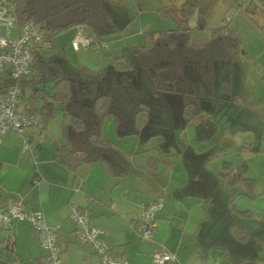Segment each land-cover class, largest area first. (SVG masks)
Wrapping results in <instances>:
<instances>
[{
  "label": "rangeland",
  "instance_id": "374dc122",
  "mask_svg": "<svg viewBox=\"0 0 264 264\" xmlns=\"http://www.w3.org/2000/svg\"><path fill=\"white\" fill-rule=\"evenodd\" d=\"M183 1L109 0L112 20L118 30L106 35H97L106 42L105 48L74 50L70 41L76 28H72L57 34L56 48H48L44 52L55 56L57 50H62L61 68L63 73L69 75L75 74L79 66L90 69L102 68L108 75L115 59L122 58L129 61L136 68V84L143 89L145 98L151 105L149 122L137 135L119 134L114 119L106 118L101 132L129 164V171L122 179L126 181L130 193H136L135 188L139 187L149 194L155 192L160 193L161 196L165 193L174 194L178 186L183 184L186 193H205L199 182L204 183L214 194L204 206L208 216L204 218L201 229L208 232L207 238L215 242L221 240L223 247L233 258H248L250 261L258 260L257 262L264 264V250L253 256L252 247L258 245L260 239L255 229L252 230V225H249L251 229L247 230L249 236L245 240L234 237L237 228L242 229L243 226L240 224V217L236 214L232 200L237 196V190L242 189L243 186L241 184L232 186L219 175L224 160L233 164L239 163L241 159L246 160L250 166L249 176H254L264 165V156L255 157V151L259 148L264 150V135L258 121L260 117L243 103L229 101L232 94H240L243 102L247 99L248 95L243 90L246 78L247 81L250 80L247 77V69L240 71L233 66L234 64L217 61L211 98L201 99L202 112L211 114L215 118L217 128L211 138L198 141L192 123L183 124L180 116L168 108L163 96L149 97L152 84L132 54V47L143 45L149 34L156 35L160 31L174 30L176 25L172 18L161 16L158 9L162 5L179 7ZM204 23L205 26L202 28L197 14L190 15L187 20L189 43L207 42L211 39V28L226 25L240 40L243 50L248 53L254 47L252 45L258 43L261 36H264L262 31L264 28L261 27L264 24V2L258 1L255 8H241L240 11L235 12L234 7H231L227 0H215L205 16ZM17 25L18 23L15 22L11 28V37L16 36ZM0 32L3 34V27ZM82 33L89 36L88 31L83 27ZM185 74L192 81L199 79L197 70L193 67H187ZM3 80H6V77L0 73V90L5 83ZM52 83V80H36L24 86L20 108L30 107L33 111L42 112L44 94L50 93ZM35 89H42L45 93L41 90L33 92ZM69 122L70 117L56 106L50 114L44 116L40 125L29 129L38 135L41 145V152L36 154L35 161L27 158L33 172H37L34 167L39 169L43 166L46 174L51 175L50 169L58 167L52 162V157L57 146L62 143V128L68 126ZM19 147L21 155L25 158L21 142ZM150 157L158 160L156 169H153L155 163L149 161ZM257 159H261L260 165ZM90 165H81L78 173L85 171L91 167ZM100 165L115 175L126 173L107 158L96 164L98 167ZM38 178L34 184L42 181L45 196L49 197V192H52V183L49 180L52 177ZM260 236L264 238V235ZM3 254H0V264L20 263L10 252L7 256ZM24 264L30 262L25 261ZM246 264L253 263L247 261Z\"/></svg>",
  "mask_w": 264,
  "mask_h": 264
},
{
  "label": "trees",
  "instance_id": "16d2710c",
  "mask_svg": "<svg viewBox=\"0 0 264 264\" xmlns=\"http://www.w3.org/2000/svg\"><path fill=\"white\" fill-rule=\"evenodd\" d=\"M214 1L184 0L174 8L162 5L158 12L172 18L176 25L174 30L149 34L143 45L132 47L133 57L152 84L149 97L163 96L168 108L180 116L183 124L192 123L198 141L211 138L217 128L215 118L201 110V99L211 98L216 62L246 56L240 40L226 25L211 28V39L207 42L189 43L188 18L197 14L203 28ZM13 4L18 25L26 22L39 25L49 48H56L55 37L68 29L83 27L91 39L99 42L102 40L97 35L118 30L112 20L109 0H14ZM62 54V50H57L55 56L47 55L36 45L31 74L20 83L24 88L32 81L52 80L50 93L44 94L43 111L38 113L44 120L57 106L70 117L69 125L63 126L61 131L62 143L56 149V163L74 172L83 164L107 158L122 172L128 171V162L102 136L101 128L106 118H113L119 134L137 135L148 124L151 105L143 89L136 84V68L126 59L117 58L108 75L102 68L85 66H79L75 74L69 75L62 71ZM187 67L197 70V81L186 76ZM40 90L45 93L42 89L33 92ZM237 100V95L232 94L229 101ZM27 110L33 111L30 107ZM150 158L149 161L158 163L157 159ZM245 171L243 163L231 167L223 162L220 177L231 184L242 183L250 193L254 182L245 177ZM234 237L245 240L247 233L237 228ZM243 263L244 260L231 259V264Z\"/></svg>",
  "mask_w": 264,
  "mask_h": 264
},
{
  "label": "crops",
  "instance_id": "0c3cea01",
  "mask_svg": "<svg viewBox=\"0 0 264 264\" xmlns=\"http://www.w3.org/2000/svg\"><path fill=\"white\" fill-rule=\"evenodd\" d=\"M227 1L232 7V0ZM258 1L264 2V0ZM257 4L258 2L247 8H255ZM261 27L264 28V24ZM252 46L254 47L250 52L245 51V58L224 61L234 64L233 66L240 71L247 69V77L250 80L247 81L246 78L243 90L248 97L243 102L240 94H236L237 102L252 108V112L260 117L258 121L264 135V36H261L260 41ZM252 101L259 104H249ZM26 134H34V132L29 130ZM20 142L22 144V137L14 132H7L1 139L0 203L21 200L25 209L41 211L48 224H58L60 229L57 233V243L62 264H100L97 255L87 246L79 244L75 238L74 223L69 217L72 204L87 210L90 224L104 230L105 240L112 251L124 254L129 264H154L151 252L157 243L175 254L172 264H231V259L244 260L243 264L247 261L261 264L257 262L258 260L233 258L223 247L221 240L215 242L207 238L208 232L201 229L204 218L208 216L204 206L214 194L204 183L199 182L205 193H186L184 192L185 184L179 185L174 194L165 193L162 196L156 192L149 194L139 187L135 188L136 193H130L126 181L122 179L129 170L120 177L102 168L101 165L96 166L99 164L97 162L91 164L87 171L78 173L77 169L71 172L56 163L57 148L52 162L58 167L52 166V170L49 171L52 176L46 174L43 166L39 169L34 167L37 172H33L27 157L24 158L21 155ZM38 152H41V145ZM260 156H264V150L259 148L255 151V157ZM260 160L257 159L259 165ZM223 162L229 163L231 167L243 163L246 169L245 177L254 182L249 193L242 183L231 184L223 179L232 186L239 184L243 186L242 189L237 190V196L233 198L232 205L236 211L244 213L236 212L244 228L242 229L246 230L247 237L249 225H252V230L255 229L257 235L259 234L258 245L252 247L254 256L255 253L258 254L260 250H264V238L260 236L264 235V165L254 176H249L250 166L246 160L241 159L236 164L227 160ZM158 163L153 166V169L157 168ZM35 174L38 177L42 176L43 179L52 177L49 180L52 183V192H49V197L45 196L42 181L37 184L32 182ZM157 197H162L163 207L155 214L157 230L155 242H146L134 232L132 225L140 206ZM223 250H226L228 254H225ZM9 252L20 262L19 264H24L25 261H29L30 264H44L46 257V251L41 248L36 233L27 223L13 222L9 228H0V254L5 253L7 256Z\"/></svg>",
  "mask_w": 264,
  "mask_h": 264
},
{
  "label": "built area",
  "instance_id": "2783aa9c",
  "mask_svg": "<svg viewBox=\"0 0 264 264\" xmlns=\"http://www.w3.org/2000/svg\"><path fill=\"white\" fill-rule=\"evenodd\" d=\"M258 0H232L235 12L256 4ZM16 22L12 0H0V73L6 77L0 90V143L7 132H14L22 137V150L27 158L36 159L40 141L35 134H26L32 128L41 124L42 118L38 112L20 108L19 103L24 93L20 84L29 78L32 71V52L36 45L40 49L49 48V42L44 40L39 25L26 22L17 25L16 36L11 37V28ZM71 47L74 50H101L107 46L104 41H96L82 33V27H77L72 33ZM35 163V162H34ZM35 174L32 182L38 181ZM163 207L162 197L148 201L140 206L132 229L139 238L146 242H155V214ZM70 219L74 223V234L77 242L87 246L94 252L100 264H129L124 254L115 253L105 240L102 228L90 224L88 212L74 204L70 206ZM13 222L27 223L36 233L41 248L46 251L44 264H62L60 248L57 243L58 224L50 225L39 210H27L21 200L0 203V228H7ZM154 264H172L175 254L157 243L151 252Z\"/></svg>",
  "mask_w": 264,
  "mask_h": 264
}]
</instances>
